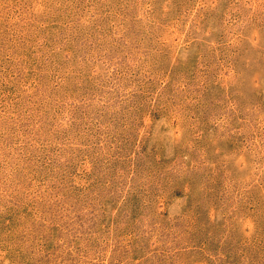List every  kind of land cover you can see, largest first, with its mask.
Returning a JSON list of instances; mask_svg holds the SVG:
<instances>
[{
    "label": "rangeland",
    "instance_id": "1",
    "mask_svg": "<svg viewBox=\"0 0 264 264\" xmlns=\"http://www.w3.org/2000/svg\"><path fill=\"white\" fill-rule=\"evenodd\" d=\"M0 264H264V0H0Z\"/></svg>",
    "mask_w": 264,
    "mask_h": 264
}]
</instances>
